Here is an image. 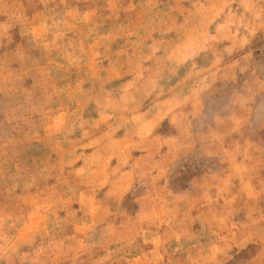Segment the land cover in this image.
<instances>
[{
	"label": "rangeland",
	"instance_id": "obj_1",
	"mask_svg": "<svg viewBox=\"0 0 264 264\" xmlns=\"http://www.w3.org/2000/svg\"><path fill=\"white\" fill-rule=\"evenodd\" d=\"M0 264H264V0H0Z\"/></svg>",
	"mask_w": 264,
	"mask_h": 264
}]
</instances>
